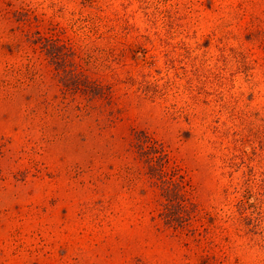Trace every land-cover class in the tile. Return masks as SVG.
I'll return each mask as SVG.
<instances>
[{"label": "rangeland", "instance_id": "obj_1", "mask_svg": "<svg viewBox=\"0 0 264 264\" xmlns=\"http://www.w3.org/2000/svg\"><path fill=\"white\" fill-rule=\"evenodd\" d=\"M0 264H264V0H0Z\"/></svg>", "mask_w": 264, "mask_h": 264}]
</instances>
